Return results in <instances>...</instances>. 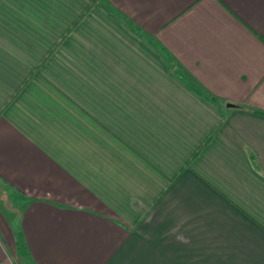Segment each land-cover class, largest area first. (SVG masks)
I'll use <instances>...</instances> for the list:
<instances>
[{
	"label": "crops",
	"instance_id": "obj_1",
	"mask_svg": "<svg viewBox=\"0 0 264 264\" xmlns=\"http://www.w3.org/2000/svg\"><path fill=\"white\" fill-rule=\"evenodd\" d=\"M0 190V264H264V0H0Z\"/></svg>",
	"mask_w": 264,
	"mask_h": 264
},
{
	"label": "rangeland",
	"instance_id": "obj_2",
	"mask_svg": "<svg viewBox=\"0 0 264 264\" xmlns=\"http://www.w3.org/2000/svg\"><path fill=\"white\" fill-rule=\"evenodd\" d=\"M0 193H2V192H1V190H0ZM1 195H2V194H1ZM3 198H5V200H7V201H8V199H9V196H7V195L5 194ZM9 201H10V200H9Z\"/></svg>",
	"mask_w": 264,
	"mask_h": 264
}]
</instances>
